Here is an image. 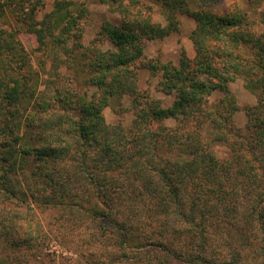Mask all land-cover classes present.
<instances>
[{
  "label": "trees",
  "instance_id": "16d2710c",
  "mask_svg": "<svg viewBox=\"0 0 264 264\" xmlns=\"http://www.w3.org/2000/svg\"><path fill=\"white\" fill-rule=\"evenodd\" d=\"M10 1L14 9L20 2ZM25 1L16 16L39 45L46 31L53 36L46 20H65L62 31L76 25L71 2L56 1L61 5L38 20L36 3ZM159 1L166 25L141 3L120 6L119 25L101 28L116 48L95 49L81 63L94 87L84 97L64 86L49 94L47 83L38 90L37 80L11 64L26 66L19 40L0 28V197L87 217L94 230L74 253L90 256L88 264H239L241 251L227 258L208 248L215 233L231 246L235 232L245 245L251 230L264 231V18L255 23L233 8L219 12L218 0H192L193 7L189 0ZM8 4L0 0V14ZM178 13L195 20L192 57L183 54L178 65L145 61L142 39L177 30ZM72 48L81 57L88 51L75 42ZM141 67L160 70L158 87L174 97L169 106L138 90ZM237 78L256 97L243 127L233 122L238 106L228 87ZM214 92L220 95L211 98ZM122 94L132 98L130 124H109L102 110ZM166 117L175 125H164ZM9 222L0 219L3 242Z\"/></svg>",
  "mask_w": 264,
  "mask_h": 264
},
{
  "label": "rangeland",
  "instance_id": "374dc122",
  "mask_svg": "<svg viewBox=\"0 0 264 264\" xmlns=\"http://www.w3.org/2000/svg\"><path fill=\"white\" fill-rule=\"evenodd\" d=\"M7 1L13 6L8 4L6 15L0 14V28L7 30L8 33L12 32L13 38L19 40L24 53L26 52L27 62L23 67L22 63L16 60L11 64L17 72H21V74L27 72L32 79L37 80L38 90L44 89L46 87L44 83H47L49 94L52 89L58 86L69 88L78 97L89 95L94 90V87L85 81L87 66H82L81 63L86 62L88 56L93 57L95 49L116 48L106 31L101 32V28L119 25L121 17L118 9L120 6L127 7L128 5L131 9V6L135 7L142 3L143 6H148L151 19L154 22L161 25L167 24L159 0H63L71 2L67 5V10L72 17L76 18V25L62 31L61 27L65 24V20H46L44 25L52 27L53 36L46 31L45 43L39 45L35 33L27 30L20 21V17L16 16V11L27 8L25 7L27 1L24 0L22 4V0H20L18 3L20 6L17 5L16 9H14V3H11L10 0ZM56 1L58 0H32L36 3L35 18L40 20L45 13L54 11L61 5L62 0H59L58 5H55ZM188 3L192 7L198 4L192 0H189ZM215 6L219 12L232 8L246 12L251 20L256 21L255 23L264 18V0H218L217 3L215 2ZM177 19V30L162 38L142 39L141 45H143L145 61L178 65L183 54L192 57L193 45L190 34L195 27V20L186 13H178ZM28 20L29 18H27ZM258 27L261 29L264 25L260 24ZM13 38L10 37V40ZM73 42L88 48L86 56H79L81 54L79 48L71 50ZM58 61L59 65H56ZM83 68L85 75L80 71ZM136 70L135 78L138 90L157 99L162 106H169L174 97L172 94L161 91L158 87L160 70L157 73H152L145 67ZM228 87L238 106L233 113V122L236 126L243 127L247 121L245 108L255 104L256 97L245 88L241 78L229 82ZM219 95L220 92H214L211 98ZM102 113L107 123L119 122L127 126L132 119V98L128 94L116 96L110 100L109 105L102 110ZM162 123L173 126L175 119L166 117ZM217 149L219 153L224 151L223 147ZM0 209V219L9 218L10 220L7 241L0 240V264H4V262L5 264L12 262L13 264H88L90 256L82 257L74 253L75 244L78 242L83 244V239L89 241L90 234L94 230L87 217L79 219V221L74 219L66 209L63 210L59 206H39L33 201H29L28 206L20 203L16 198L3 200L0 197ZM240 212H242L241 209ZM38 224L42 230L40 232L36 231ZM243 225L244 230H251L249 226ZM251 233L250 238L243 245L239 242L238 232H235L232 236L233 244L231 246H228L227 243L223 246V241L215 233L216 243L209 246V251H207L214 256L227 254V258L230 250L241 251L242 258L239 264H264V249L262 247L264 231L253 229ZM27 237H29L28 241ZM255 238L256 241H254ZM12 240L15 242L14 245L11 244ZM84 246L83 244V248ZM95 257L92 256V258Z\"/></svg>",
  "mask_w": 264,
  "mask_h": 264
}]
</instances>
